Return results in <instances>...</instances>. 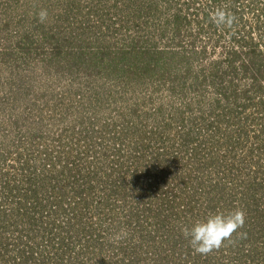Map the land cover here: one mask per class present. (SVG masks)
I'll list each match as a JSON object with an SVG mask.
<instances>
[{
    "label": "rangeland",
    "instance_id": "obj_1",
    "mask_svg": "<svg viewBox=\"0 0 264 264\" xmlns=\"http://www.w3.org/2000/svg\"><path fill=\"white\" fill-rule=\"evenodd\" d=\"M85 262L264 264V0H0V264Z\"/></svg>",
    "mask_w": 264,
    "mask_h": 264
},
{
    "label": "trees",
    "instance_id": "obj_2",
    "mask_svg": "<svg viewBox=\"0 0 264 264\" xmlns=\"http://www.w3.org/2000/svg\"><path fill=\"white\" fill-rule=\"evenodd\" d=\"M261 71H259V70H256L255 71V73L254 74H251V78H252V80H253V84H256L257 82L260 84V82H261V79H259L258 77H257V74L258 73H260ZM262 87V86H261ZM82 156H83V158H86L87 157V152H81L80 153ZM139 154V153H138ZM167 154L165 153V152H156V154H154L153 155V158L152 157H150V158H152V160H153V163H154V165L152 166L153 167V169L155 168L154 166L155 165H162L163 164V162H167L168 161V158H167V156H166ZM149 157V156H148ZM86 162H89V161H86ZM85 163V162H84ZM131 164L136 168L137 166H136V163L134 162V161H132L131 162ZM135 164V165H134ZM69 167H72V166H69ZM69 170H73V172H76L74 169H70L69 168ZM148 170H151V169H149L148 168ZM156 170H158V172H156V171H154V172H146V171H144V173L147 175V176H149L150 177V174L152 175V179H154L155 180V182H152V181H149V182H147V184H142L141 183V180H142V176H140L139 174H137V170L135 169V171H134V175H133V177H134V184L136 183L138 186H140V189L142 188V189H144V188H146V189H148L149 191H157V188H158V184L160 183V184H163L164 183V180L167 178V177H169L170 176V174H169V172H168V168H167V165H163L161 168H157ZM148 173V174H147ZM138 188V187H137ZM153 193V192H152ZM84 194H86V193H84ZM114 195V194H113ZM99 200H101V201H103V198H101V199H99ZM100 201V203H102ZM85 204H87V202L85 203ZM44 231H46V232H48V229H44ZM54 231H56V229H54ZM71 233V232H70ZM66 234H69V232H66ZM67 239V238H66ZM75 239V238H74ZM66 247H64V248H62L61 250H62V252H64V251H68L67 250V248H69V245H70V243H68V240H66ZM97 245H99V243L97 242L96 243ZM66 248V249H65ZM67 253V252H66ZM162 257L163 256H159L158 257V259L157 260H162Z\"/></svg>",
    "mask_w": 264,
    "mask_h": 264
},
{
    "label": "built area",
    "instance_id": "obj_3",
    "mask_svg": "<svg viewBox=\"0 0 264 264\" xmlns=\"http://www.w3.org/2000/svg\"><path fill=\"white\" fill-rule=\"evenodd\" d=\"M81 262H84V261H81ZM85 264H86V262H85Z\"/></svg>",
    "mask_w": 264,
    "mask_h": 264
}]
</instances>
